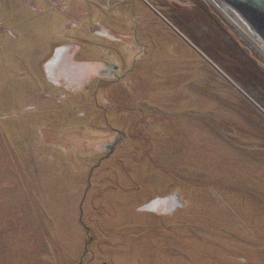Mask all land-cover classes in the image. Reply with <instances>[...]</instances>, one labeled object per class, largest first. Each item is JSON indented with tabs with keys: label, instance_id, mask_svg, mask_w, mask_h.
<instances>
[{
	"label": "rangeland",
	"instance_id": "obj_1",
	"mask_svg": "<svg viewBox=\"0 0 264 264\" xmlns=\"http://www.w3.org/2000/svg\"><path fill=\"white\" fill-rule=\"evenodd\" d=\"M0 264H264V51L207 0H0Z\"/></svg>",
	"mask_w": 264,
	"mask_h": 264
},
{
	"label": "water",
	"instance_id": "obj_2",
	"mask_svg": "<svg viewBox=\"0 0 264 264\" xmlns=\"http://www.w3.org/2000/svg\"><path fill=\"white\" fill-rule=\"evenodd\" d=\"M264 51V0H207Z\"/></svg>",
	"mask_w": 264,
	"mask_h": 264
},
{
	"label": "flooded vegetation",
	"instance_id": "obj_3",
	"mask_svg": "<svg viewBox=\"0 0 264 264\" xmlns=\"http://www.w3.org/2000/svg\"><path fill=\"white\" fill-rule=\"evenodd\" d=\"M60 54V51H58V55ZM58 58V57H57ZM55 62V60L54 61H52V62H50V64H53Z\"/></svg>",
	"mask_w": 264,
	"mask_h": 264
}]
</instances>
